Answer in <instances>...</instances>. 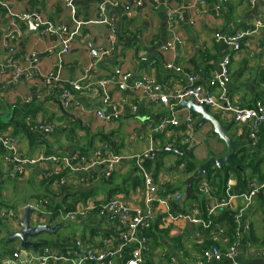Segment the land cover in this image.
Segmentation results:
<instances>
[{
  "label": "crops",
  "instance_id": "1",
  "mask_svg": "<svg viewBox=\"0 0 264 264\" xmlns=\"http://www.w3.org/2000/svg\"><path fill=\"white\" fill-rule=\"evenodd\" d=\"M136 1L138 0H121L116 8L103 7V13L116 29L117 59L114 65L110 62L114 54L100 60L101 53L107 48V26L99 23L103 0H74L73 15L65 6L68 0H8L10 13L0 7V65L4 67L8 62L10 56L7 49L13 46V55L17 56L16 65L23 71L20 79L15 81H10L7 75L0 73V97L9 108L16 107L6 127L1 128L0 125V128L9 131L19 150L29 157L40 153L71 156L74 152L87 156L105 147L111 148L115 154L122 157L116 171L108 180L103 181L100 177L101 169L96 168L82 175L77 173L67 175L66 184L59 187L54 179L47 177L51 165L26 166L22 174H16L13 173L11 165L4 164L1 160L3 152L0 149V209L20 211L29 204L43 201L44 210L47 208L51 211L48 207L51 205L48 197L53 198L55 202L69 197L67 202H70L82 192L88 193L85 197L86 202L77 206L106 203L115 199L132 210L143 209L142 181L135 172L130 157L141 155L150 149L154 152L161 151L162 147H174L183 151L184 156H186L184 150L192 154L196 164L195 170L210 158L206 156L208 151L222 154L211 157H222L226 147L218 137L210 135L212 127L205 124L196 130L195 125L200 117L192 116L181 106L179 114L181 118L191 116L194 121L192 135L195 140L194 147L187 149L178 145L187 132L184 125L171 129L153 140L150 139V133L145 127L146 118L158 119L164 115L165 109L163 106H149L137 102L139 93L132 90V85L143 74L155 77L157 81L155 90L159 92L169 93L176 90L184 84L185 75L188 73L197 74L202 86L208 89V79L217 71L220 61L228 57L230 82L226 89L232 102L239 107H252L256 100L264 95V0H256L254 3H251L253 0H203L201 5H192L193 0H141V7L135 5ZM170 7L181 12L182 21L176 31L180 43L176 42L172 48L163 51L162 47L172 40L166 23V11ZM11 14L22 17L32 14L44 24L38 25L37 21L28 17L33 19V27L36 29L34 31L27 22L28 18L17 21L20 38L14 43L7 37L13 20ZM76 21L81 23L78 28ZM257 23L261 26H257ZM75 30L76 34L70 41L69 51L63 56L57 72V53L61 48V39L65 32ZM241 31L252 33L243 40L242 49L237 52L213 40L216 33L233 34ZM94 63H97V66H94ZM166 63L179 66L181 72L166 71L163 68ZM115 67L123 73L131 74V79L125 85L119 84L111 77ZM49 75L58 78L52 81L51 86L44 83V77ZM133 77L135 78L132 79ZM107 79L109 84L105 92L110 95L107 104L102 102L103 93L98 96L92 93H76L69 109L60 106L59 96L66 82L89 83L101 90L100 81ZM26 98L30 99L27 104ZM132 105L137 106L136 113L131 112ZM112 107L116 108L115 119L106 122L97 117L96 110L101 109L104 114H111ZM4 112L5 107L0 102V116ZM215 115L223 125L229 127L227 134L234 141L241 139L242 135L238 133L230 115L220 113ZM12 121L19 123V129L15 130L14 127L8 126ZM47 126L50 129H46ZM25 130L33 140L29 141L24 134ZM262 130L264 131V128ZM205 134L208 136L206 141ZM258 145L250 154L259 162L260 173L264 177V143L261 149ZM245 150L248 151L247 147ZM161 154L152 157V163H160V168L153 172L154 177L156 180L164 178L170 192L175 190L184 194V181L190 175L180 171L181 165L184 164L178 165L180 156L173 152H168L164 156H160ZM248 173L250 171L246 174ZM82 179L84 182L80 181ZM207 179L212 194L210 205L229 199L218 196L219 179L215 173L207 175ZM116 189H121V192L109 196L108 192ZM193 191L197 199L185 201L186 206L197 209L199 215L205 218L204 202L194 187ZM242 206V199L234 198L227 207L215 211L211 218L221 230L219 235L199 227L181 224L180 234L170 236L172 226H166L167 220L162 213L157 214L154 227L151 229L155 237H149L153 249L145 254L144 264H160L167 256L175 257L176 264H195L202 251L210 245L226 248L230 245V239L225 234V223L219 220L224 211L233 213L235 218ZM36 218L33 212L32 226L35 225ZM43 221L49 223L51 227L61 225L54 233L56 238L45 240L51 242L50 247L56 254L72 248L75 243L80 245V252L99 248L103 240L111 241L113 247L117 246L115 221L98 217L93 211L69 224L62 223L58 216L48 217ZM246 224L249 229L247 235L243 236L241 227ZM2 226L4 231L0 230V264H5V258L14 250L19 252L20 262H33L35 255L45 247L40 244L36 250H23L17 241L7 240L10 234L18 230V226ZM235 236L240 239L236 263L264 264V193L252 204L245 220L240 219L237 223ZM172 238H176L175 244L179 242L178 239L184 240L186 244L184 252L171 248L169 240ZM30 240L39 242L38 237ZM192 245H196L197 249L193 254L188 252ZM121 261L117 256L113 259V264H121ZM101 264H107V261ZM209 264L230 262L223 260L220 263Z\"/></svg>",
  "mask_w": 264,
  "mask_h": 264
},
{
  "label": "built area",
  "instance_id": "2",
  "mask_svg": "<svg viewBox=\"0 0 264 264\" xmlns=\"http://www.w3.org/2000/svg\"><path fill=\"white\" fill-rule=\"evenodd\" d=\"M121 0H103L101 11L99 16V23L107 26V48L101 53V58L112 57L117 48V36L115 27L109 22L105 14L103 13V7L116 8ZM228 1V0H225ZM256 0L251 1L254 3ZM8 0H0V7L4 8L10 13L7 6ZM74 0H68L65 6L74 14ZM201 5L203 0H193L192 5ZM137 7L142 6V1H136ZM105 9V8H104ZM13 20L11 22V28L7 31V37L11 42L16 43L20 38V32L16 26L17 21H22L28 17H33L34 21H37L38 25L44 23L35 15H12ZM167 30L170 32V37L175 42H167L162 50L165 51L172 48L174 43H180V39L177 35L178 24L182 21L181 12L177 9L168 8L166 11ZM193 24L192 21H189ZM81 25L76 21V28ZM36 26V24H35ZM257 26L259 23H257ZM37 27V26H36ZM77 30V29H76ZM76 30L70 33L65 32V36L61 39V48L57 53L58 68L61 67V61L63 56L69 51V44ZM252 32L241 31L233 34L216 33L213 35L215 43L222 44L229 47L231 50L237 52L242 49L243 40L248 37ZM9 54L8 62L3 67L0 65V73L8 76L10 81L18 80L22 75V69H20L14 60V48L13 46L7 49ZM29 62L28 60L26 61ZM97 66V63L93 64ZM230 61L228 57H224L216 72H214L207 81L208 89L202 86L201 81L197 74L188 73L185 75V81L182 86L173 90L172 92L165 93L156 91V79L149 74H143L137 79L133 85L132 90L139 93L137 98L138 103H144L149 106H163L165 109L164 115L160 118H146L145 127L150 133V139L154 137H160L166 134L171 129L185 126L186 135L179 141V146H185L187 149H191L195 145L193 139V124L194 121L191 116L181 118L180 106L183 100L192 99L195 104L205 107L208 111L215 114L230 115L231 121L236 125L238 133L241 135L244 133V129L247 130L246 147L248 152L254 150L258 144L259 133L264 128V95L260 96L252 107H239L236 106L227 91V86L230 82ZM92 66V65H91ZM92 68V67H90ZM163 68L167 71L181 72L179 66H175L172 63H166ZM9 72V73H7ZM87 72V71H86ZM113 79L119 84L125 85L130 79V73H123L119 68L115 67L112 72ZM58 78L54 75L44 77V83L51 86L52 81H56ZM109 84V80L100 81L99 90L93 87L92 84L82 83L80 81H68L61 89L59 96L60 106L63 109H69L73 104V96L76 93H92L94 96H98L103 93L102 102L107 104L109 102L110 95L105 92L106 86ZM264 87V86H263ZM104 89V91H103ZM30 101L29 98L25 99V104ZM84 110V109H82ZM131 112L136 113L137 106H131ZM96 115L103 121H111L116 118V108L112 107L111 114H104L101 109L96 110ZM46 129H50L47 126ZM0 149L3 154L1 160L4 164L11 165L13 173L22 174L26 166H35L39 164L51 165L50 170L47 171V177L56 178V182L59 187H63L67 180V175L71 173H77L82 175L92 169H101L100 177L103 180H108L112 174L116 171L119 163L122 161V157L115 154L114 151L105 147L102 150L98 149L90 155L84 156L79 152L73 153L71 156H62L57 154H43L40 153L36 156L29 157L24 152H21L18 148L16 141L13 139L11 133L5 129L0 128ZM152 149L141 154L130 157V161L133 163L135 172L141 177L143 186V209H130L127 205L123 204L119 200H109L106 203H93L91 205L78 206L75 210L66 213H59L57 216L62 223L69 224L76 222L82 217H85L90 211H93L98 217H103L109 221H115L116 229V241L117 246L113 247L112 242L109 240H103L99 248L95 250H86L80 252V245L75 243L72 248L66 249L61 254L53 252L50 246H45L40 249V252L35 255L33 262H20L19 252L14 250L9 252L5 258V264H51L53 262H64L66 264H101L107 261V264H113V259L120 256L125 250H130L127 260L124 264H144V256L152 251V244L149 238L146 236V231H150L154 225L157 214L162 213L163 217L167 220L166 226L171 225L170 236H178L181 232V224L199 227L212 234L219 235L221 230L219 226L213 222L212 216L215 211L220 208H225L229 205L230 200L234 198H241L243 206L240 209L237 216H235L236 223L245 220V216L248 213L252 204L258 199L259 195L264 193V180H258L251 174L246 175L245 179V192L240 195H233L232 189L236 185V179L233 174H230L226 182V195L228 200H223L215 205H210L211 188L207 179V174L199 177L196 182V192L201 201L205 205V218L199 215L197 209L188 207L185 212L176 210V206L182 205L184 194L181 191L168 190L166 186L167 181L164 178L157 179L154 177L153 172L145 167V163L152 159ZM185 163L181 165L180 171H183ZM84 182V179L80 180ZM232 192V194H229ZM43 201L29 204L25 207H30L36 214V224H47L43 220L48 217H53V213L46 208L44 210ZM84 205V204H83ZM24 207V208H25ZM46 207V206H45ZM24 208L20 211L12 209H0V221L6 225H16L23 217ZM56 216V217H57ZM249 226L248 224L241 227V232L247 235ZM250 245V244H248ZM240 246V239L236 240L231 246L221 249L218 246L212 245L208 249L202 251L201 256L195 264H209L220 263L221 261H229L230 264H238L235 262V258L238 255ZM164 264H176V258L169 256Z\"/></svg>",
  "mask_w": 264,
  "mask_h": 264
},
{
  "label": "trees",
  "instance_id": "3",
  "mask_svg": "<svg viewBox=\"0 0 264 264\" xmlns=\"http://www.w3.org/2000/svg\"><path fill=\"white\" fill-rule=\"evenodd\" d=\"M13 57H14V60L17 59L16 55L13 56ZM7 73H9V72H7ZM18 124H19L18 122L12 121V123L10 125H8V126H12V128L14 127V129L16 130V129H19ZM0 125H1V128L2 127H6L3 124H0ZM262 129L260 130V133H259V139H258V144L259 145L257 144L259 149H261V146L264 143V135H263L264 131ZM24 134L27 136L29 141L33 140L32 137L30 136V134L26 130H25ZM246 136H247V130L244 129V133L242 134L241 139L237 140L236 142H241L242 140L246 139ZM245 147L246 146H243V147H240L239 149H237L235 151V153L233 154V156H232L233 162L235 163L236 166L239 167V169L232 168V167H230L228 165H225L223 167L222 171H219L217 169H210L207 172V175H212V174L215 173V175L218 177V179H219L218 196L220 198L225 199L227 197V195H226V182H227V179H228L230 174H233L235 179H236V185L232 189V192L235 195H240L241 193L245 192V179H246L247 171H250L251 175L254 178H257L258 180H262V181L264 180L263 179L264 177L260 173V164H259V162L258 161L256 162L255 158L252 156V154H250V152L245 151ZM184 152L186 153V156H184V158L179 157L178 165L181 164V163H185V169L183 170L184 174L191 175L194 172L195 168H196V164H195V162L193 160L192 154L186 152L185 150H184ZM167 153L168 152H162V154L160 156H164ZM152 160L153 159H151L150 161L148 160L145 163V167L148 170H151L152 172H155V171H157L160 168V163L157 162L156 164H154V163H152ZM51 179H54L56 181V178H51ZM103 181H104V179H103ZM193 187H194V190H196V182H194ZM116 192H121V189L111 190L108 193H109V196H110L112 193H116ZM87 194H88L87 192L86 193L82 192V193L79 194V196L77 195L78 197H76V199H71L70 202H67V199L69 197L62 198V201H56V202L54 201L53 198L48 197L49 198V200H48L49 204H51L48 207L51 209V211L53 213V216L56 217L60 212L64 214L66 212L75 210L78 207L77 205L79 203L85 204L84 202H86L85 201V199H86L85 197H86ZM194 194L193 195H185L184 194V198H183L184 201H182V205L181 206H180V204H178L176 206V210L180 211V212L187 211L188 207L186 206L185 201H187V200L188 201L196 200L197 197ZM200 207H201L200 211H202V207H203L202 203L200 204ZM219 221H221L222 223L223 222L225 223V234L229 237V239H230V245L229 246H231L234 242H236V240H238V238L236 236L234 237V233H235V229H236L237 223H236L235 218L233 217V213H231L229 211H224L222 213L221 219ZM0 223L2 225H4L2 223V221H0ZM145 234H146V236L148 238L149 237H153V238L155 237V234L152 233L151 230L150 231H146ZM152 234H154V235H152ZM178 241L180 242V239H178ZM39 242L43 246L44 245L45 246H50V243L48 241L39 240ZM212 245H210V246H212ZM215 246H217V245H215ZM129 251H130L129 249L125 250L119 256V258L122 260L121 264H124V262L127 260Z\"/></svg>",
  "mask_w": 264,
  "mask_h": 264
},
{
  "label": "water",
  "instance_id": "4",
  "mask_svg": "<svg viewBox=\"0 0 264 264\" xmlns=\"http://www.w3.org/2000/svg\"><path fill=\"white\" fill-rule=\"evenodd\" d=\"M33 18V17H32ZM34 19V18H33ZM33 19L28 18L27 22L30 23L31 30H36L33 27ZM117 59V51H115L112 60L110 61L113 65L115 64ZM1 64V63H0ZM133 77L132 79H134ZM20 79V78H19ZM18 79V80H19ZM1 91V87H0ZM0 102L5 107V112L0 116V122L3 125H6L8 121L12 119L14 109L16 107L9 108L4 104L3 99L0 97ZM181 107L188 110L189 113L193 115H198L200 117L199 121L195 125V129L198 130L200 127L205 124H209L212 127V131L210 132L211 136H216L220 141H222L226 147V152L222 157L214 158L210 157L205 163L199 165L197 169L184 181V194L185 195H193V184L194 182L201 176L206 175L210 169H217L219 171L223 170L225 165H228L232 168L239 169L238 166L232 160V156L237 149L240 147L246 146V140L241 142L234 141L228 134L229 127L227 125H223L218 116L215 114H211L205 107L195 104L192 99L183 100L181 102ZM162 152H173L179 155L181 158L184 157L183 151L175 149L174 147H163L161 151H154L151 153L152 157H156L159 153ZM32 209L30 207H25L23 211V217L21 222L19 223L18 230L10 234L8 236V241H17L19 246L23 250H36L40 247L39 242H32L30 239H35L41 234H54L60 228L61 225H56L51 227L47 224H36L32 226Z\"/></svg>",
  "mask_w": 264,
  "mask_h": 264
},
{
  "label": "rangeland",
  "instance_id": "5",
  "mask_svg": "<svg viewBox=\"0 0 264 264\" xmlns=\"http://www.w3.org/2000/svg\"><path fill=\"white\" fill-rule=\"evenodd\" d=\"M207 134H205V136H204V139H205V141H206V139H208V136H206ZM220 141V140H219ZM220 142H222V141H220ZM246 151V150H245ZM222 154H219V153H217L216 151H208L207 152V155L206 156H208V157H211V156H215V157H217V156H221ZM249 174V173H248ZM64 229V228H63ZM0 230L3 232L4 231V228H3V226H2V224L0 223ZM1 232V233H2ZM4 236V235H3ZM50 240V239H53V238H56V234H54V235H49V234H41L40 236H38V239L39 240ZM176 238H172L171 240H169V242H171V248L172 249H174V250H178V249H180V251H183L184 252V250L186 249L185 248V242H184V240L182 239H180V242H178V243H174V240H175ZM178 239V238H177ZM50 244H51V242H49ZM196 247V245H192V248H190V250H188V252L189 253H191V254H193V253H196L197 252V249L195 248ZM168 257V256H167ZM166 261H167V259H163V261L162 262H160V264H164V263H166Z\"/></svg>",
  "mask_w": 264,
  "mask_h": 264
}]
</instances>
